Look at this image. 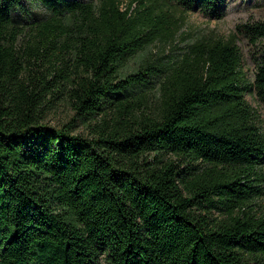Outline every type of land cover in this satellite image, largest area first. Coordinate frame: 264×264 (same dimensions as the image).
Instances as JSON below:
<instances>
[{"label":"trees","instance_id":"trees-1","mask_svg":"<svg viewBox=\"0 0 264 264\" xmlns=\"http://www.w3.org/2000/svg\"><path fill=\"white\" fill-rule=\"evenodd\" d=\"M222 2L0 0V264H264V20L149 52Z\"/></svg>","mask_w":264,"mask_h":264},{"label":"rangeland","instance_id":"rangeland-1","mask_svg":"<svg viewBox=\"0 0 264 264\" xmlns=\"http://www.w3.org/2000/svg\"><path fill=\"white\" fill-rule=\"evenodd\" d=\"M262 20H264V0H223L217 13L211 16L205 15L199 9H191L185 14V23L176 36L175 44L166 46L156 44L149 49V52L155 58L164 52L166 56H170L183 51L188 43L198 38H229L235 35L243 55V70L246 78L251 81L255 71L258 47L252 46L241 32L244 29L238 30V27ZM146 91L153 101V89L148 88ZM246 100L256 110L259 126L264 134V106L256 100L253 90L246 93ZM73 117L74 113L62 103L45 113L44 122L52 127L60 128ZM78 130L81 129L78 128Z\"/></svg>","mask_w":264,"mask_h":264}]
</instances>
